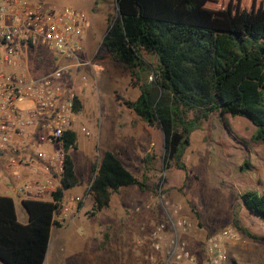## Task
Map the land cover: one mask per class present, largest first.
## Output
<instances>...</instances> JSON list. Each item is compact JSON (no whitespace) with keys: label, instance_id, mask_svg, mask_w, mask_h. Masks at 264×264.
<instances>
[{"label":"rangeland","instance_id":"obj_1","mask_svg":"<svg viewBox=\"0 0 264 264\" xmlns=\"http://www.w3.org/2000/svg\"><path fill=\"white\" fill-rule=\"evenodd\" d=\"M21 1L66 5L84 11L88 16L84 55L92 58L91 67L70 71V75L74 74L70 87L79 93L81 103L78 111L73 113L71 124V130L76 133V147L66 151L61 139L46 142L44 131L37 134L36 149L47 153L67 152L74 163L80 186L66 194H80L84 190L81 208L74 222L68 223L70 237H65L57 246L54 231L44 264H87L84 254L89 247L93 249V243L96 251L107 254L120 242L129 249L128 264H132L131 253L134 252L140 257L138 264H149L146 255L151 246L147 234L161 219L162 211L157 201L159 193L168 202L179 205L183 215L194 224V228L184 235L188 240L183 236L192 253L196 251L201 256L202 261L198 263L195 259L194 264L206 262H203L202 255L205 237L226 226L239 233L237 240L225 243L229 264H264V221L254 217L239 198L247 190L264 193V144L251 140L253 125L249 119L228 114L221 117L211 112L206 119L195 121L189 134V145L181 158L185 168L178 169L172 163L166 167L160 128L147 125L124 105V101L137 98L141 85L154 80V60L147 59L146 71L131 73L101 44L109 19L117 16L116 1ZM28 55L23 60L31 77H39L54 67L50 58L57 60L55 54L44 47H35ZM81 75L86 78L81 80ZM150 75L152 80H149ZM192 116L193 113L188 114L189 118ZM106 150L115 152L144 186L130 185L110 193L109 205L91 215L94 199L88 192L89 176ZM6 192L13 197L21 218L24 208L19 199ZM42 199L49 200L50 196ZM67 219L61 223L65 224ZM234 219L242 230L234 225ZM249 235L260 239H252ZM63 243L67 248L60 253Z\"/></svg>","mask_w":264,"mask_h":264},{"label":"trees","instance_id":"obj_2","mask_svg":"<svg viewBox=\"0 0 264 264\" xmlns=\"http://www.w3.org/2000/svg\"><path fill=\"white\" fill-rule=\"evenodd\" d=\"M115 1L117 16L109 19L101 44L131 73L146 71L147 59L154 60V80L141 85L137 98L124 105L147 125L160 128L166 167L185 168L181 158L193 123L211 112L249 119L251 140L264 144V0ZM80 106L76 97L73 111ZM60 139L66 151L76 147L74 131ZM63 155L64 171L51 200H22L27 223L17 219L13 199L0 195V264L44 263L50 229L61 226L54 214L64 192L80 183L72 159ZM92 172L90 214L109 205L110 193L144 186L110 150ZM239 198L264 221V193L247 190ZM233 223L242 230L237 220Z\"/></svg>","mask_w":264,"mask_h":264},{"label":"built area","instance_id":"obj_3","mask_svg":"<svg viewBox=\"0 0 264 264\" xmlns=\"http://www.w3.org/2000/svg\"><path fill=\"white\" fill-rule=\"evenodd\" d=\"M87 21L84 11L66 5L0 0V181L14 186L23 200L50 196L64 171L62 151L47 153L35 145L40 131L46 142H53L71 130L78 95L70 87L74 76L70 71L91 67L92 58L84 55ZM35 47L57 57L50 58L54 67L39 77L29 76L23 60ZM85 78L81 75V80ZM157 201L162 213L147 234L148 263L194 264L183 238L194 224L179 205L160 193ZM74 208L73 197H62L54 219L64 221ZM238 234L231 226L209 233L202 245L206 264H224L228 259L225 243L237 240Z\"/></svg>","mask_w":264,"mask_h":264},{"label":"crops","instance_id":"obj_4","mask_svg":"<svg viewBox=\"0 0 264 264\" xmlns=\"http://www.w3.org/2000/svg\"><path fill=\"white\" fill-rule=\"evenodd\" d=\"M27 57H25V58H27ZM78 94L79 93H77V95ZM0 166H1V160H0ZM76 186H80V185L78 184ZM73 188H71V189H73ZM71 189L66 190L64 192V194H63V197H69V196L73 197L75 199V201H76V208H74V209L69 211V214H68L69 216H68V219L66 220L65 224H62L60 222L61 226L53 225L51 227V229H50V232H49V242H50L51 238H53L52 236H53V233L55 231L56 238L54 239V241H57V246H59L60 241H63L65 239V237H67V236L70 237L69 234H67V231L69 229V225L74 222V220L76 218L75 217L76 213L81 208V203L83 201V194L82 193L84 192V190H82V192H80V194H74V193L73 194H66V192H68ZM0 191H1L0 195L8 196V197H11L12 199H13V197L11 195L7 194L6 191L16 195L17 198L19 199L21 205L23 206V204H22L23 197L20 196L16 192V188H14V186L9 185L6 180L5 181L4 180L0 181ZM40 199H42V198H40ZM42 200L43 201H50L51 199H49V200L42 199ZM13 201H14V199H13ZM14 204H15V214H16L17 219L20 222H22V224L27 223L28 217H27V213L25 212V208L23 207L24 208V214L21 213V218H19L17 210H16L17 207H16L15 201H14ZM96 212H98V211H96ZM96 212H94V213H96ZM93 214H91V215H93ZM69 222H70V224H68ZM55 227H57L58 229L54 230ZM75 236H77V235H75ZM184 237H186V239L188 240L187 236H184ZM94 239H96L95 233H94ZM110 245H111V243H110ZM57 246H56V248H57ZM48 248H49V244H48ZM66 248H67L66 245H64V243H63L62 249H59L60 253H63L64 249H66ZM92 248L93 249H91L89 247L87 252L84 254V255H86V258H87V264H128V258L127 257H128V250L129 249L127 248V246L125 245L124 242H120V245L119 244H118V246L116 245L115 247H113V249L111 248L112 252L109 251L107 254H105V251H103V253L102 252L99 253L98 251H96L95 250L96 249V244L95 243H93ZM113 252H114V256H113ZM193 253H196L195 254L196 256H194L195 259H196V262L198 260V263H200L202 261V259H201V256H199V253H198V255H197L196 251H194ZM46 254H47V251H46ZM202 255H203V253H202ZM227 255H228V253H227ZM45 258H46V255H45ZM203 258H204V256H203ZM139 260H140V257H138V254H136V252H134L133 254L131 253V262H132V264H133V262H134V264H138ZM44 261H45V259H44ZM113 261H114V263H113ZM229 261H230V258H229V255H228V259H227V261L224 264H229ZM203 262H205V258L203 259ZM204 264H206V262Z\"/></svg>","mask_w":264,"mask_h":264}]
</instances>
